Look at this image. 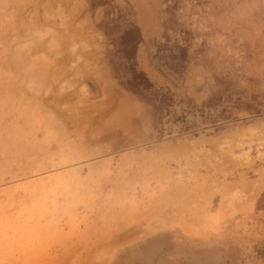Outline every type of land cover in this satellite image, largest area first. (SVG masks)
Wrapping results in <instances>:
<instances>
[{
	"label": "rangeland",
	"instance_id": "obj_1",
	"mask_svg": "<svg viewBox=\"0 0 264 264\" xmlns=\"http://www.w3.org/2000/svg\"><path fill=\"white\" fill-rule=\"evenodd\" d=\"M0 111V264H264V0H0Z\"/></svg>",
	"mask_w": 264,
	"mask_h": 264
},
{
	"label": "bare ground",
	"instance_id": "obj_2",
	"mask_svg": "<svg viewBox=\"0 0 264 264\" xmlns=\"http://www.w3.org/2000/svg\"><path fill=\"white\" fill-rule=\"evenodd\" d=\"M50 105H51V104L45 105V106H44V107H45L44 109L40 107L41 109H43L42 112L47 113V110H50V109H47V110H46V108H49ZM52 105H54V104H52ZM51 107H52V106H51ZM55 107H56V113H57V115H55L54 117L58 116V118H59L60 116H62V113L65 112V111H63L64 108H60V107H59L58 105H56V104H55ZM3 108H4V107H3ZM52 108H54V107H52ZM52 108H51V109H52ZM65 108H66V107H65ZM68 108H69V107H68ZM93 109H94V108H93ZM95 109H96V108H95ZM97 109H98V108H97ZM1 111H2V110H1ZM1 111H0V112H1ZM75 111H76V110H75ZM66 112H67V111H66ZM51 113H52V112H51ZM56 113H55V114H56ZM81 113H82V112H81ZM53 114H54V113H53ZM53 114H52V115H53ZM64 114H65V113H64ZM52 115L50 114V116H52ZM100 115H101V114H100ZM54 117H53V119H54ZM101 117H102V116H101ZM51 118H52V117H51ZM62 119H63V118H62ZM51 122H54V121H49V122H48V120L46 119V120H45V123H44V126H45V127H49V126H50V127H53V125L51 126ZM103 122H104V121H103ZM39 123H40V122H39ZM71 123H72V122H71ZM71 123H70V124H71ZM106 123H107V122H106ZM58 124H59V123H58ZM58 124H57V126H59ZM104 124H105V123H104ZM39 127H40V125H39ZM55 128H56V126H55ZM60 128H61V127H60ZM94 128H95V127H94ZM43 129H44V128H43ZM52 132H53V130H52ZM46 133H47V132H46ZM50 133H51V131H50ZM54 133H55V132H54ZM52 134H53V133H52ZM57 136H59V135H57ZM15 138L17 139V137H15ZM19 138H20V137H19ZM14 141H16V140L14 139ZM15 143H16V142H15ZM213 143H214V142H213ZM181 147H182V146H181ZM23 148H24V147H23ZM27 148H28V147H27ZM35 149H36V148H35ZM31 151H32V150H31ZM171 151H173V149H172ZM28 152H29V150H28ZM33 152H34V151H33ZM30 154H31V152H30ZM172 154H173V153H172ZM175 155H176V154H175ZM178 155H180V154H178ZM65 157H66L65 159H67V160H66L67 162H68V161H72V160L75 159L73 156H65ZM195 157H196V156H195ZM195 157H194V158H195ZM186 159H187V158H186ZM240 160H241V159H240ZM187 161H188V160H187ZM195 162H196V161H195ZM44 163H45V162H44ZM202 163H203V161H202ZM196 164H197V163H196ZM118 166H119V165H118ZM155 168H156V166H155ZM20 170H21V169H20ZM1 172H2V171H1ZM158 174H159V172H158ZM74 201H75V200H74ZM76 201H77V200H76ZM50 225H51V224H50ZM50 228H52V227H50ZM25 254H26V253H25ZM36 255H37V254H36ZM34 258H35V257H34ZM37 258H38V257H36L35 260H37ZM29 260H30V259H29ZM31 262H32V260H31Z\"/></svg>",
	"mask_w": 264,
	"mask_h": 264
}]
</instances>
